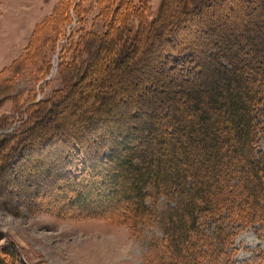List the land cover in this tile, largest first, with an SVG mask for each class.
Masks as SVG:
<instances>
[{"label":"rangeland","instance_id":"obj_1","mask_svg":"<svg viewBox=\"0 0 264 264\" xmlns=\"http://www.w3.org/2000/svg\"><path fill=\"white\" fill-rule=\"evenodd\" d=\"M242 1L247 6H260V9L249 12L252 6L243 8L246 14L240 15V18L257 16L259 10L262 20L255 19L259 21L257 29L250 27L247 30H235L234 35L237 39L245 36L254 38L259 48L249 49L241 42L233 45L222 37L230 31L227 26H232L237 16L219 18V21L213 23L207 17L206 24H194L197 34L194 30L190 33L185 29V32L166 38L169 48L155 51L153 63L147 65V60L143 57L131 69L122 64L103 69L99 64L92 65L101 52V49L96 52L95 48L101 46H95L96 41L90 40L91 44L88 42L83 53L82 48L89 37H80L83 33L80 26L83 24L86 30L94 28L99 32L103 31L106 22L99 16L96 17L98 0H0L1 243L14 244L26 264H161L164 261L160 252V259H157L158 250L153 244L155 238L163 235L161 223L132 228L129 224L116 223L114 220L82 216L79 214L80 210L68 206L70 201L67 195L59 197V194L71 191L66 183L76 179L91 159L104 158L110 153L107 150L109 145L102 148L94 140L97 137L96 130L85 132L80 129L87 135L89 133L90 138L83 133L78 136L80 127H69L64 122L78 116L86 106L113 87L124 92L122 96L131 92L139 93L140 97H144V102L148 103L147 109L157 107L162 102L171 103L179 122L199 120L202 115L206 116V120L214 121L213 116H221L219 111L224 108L223 104L229 95H241L245 91L244 87L251 92L254 83L246 82V86L242 84L239 86L240 90H235L234 83L231 82L230 92L226 91L223 97H212V101H207V97L213 94V82L209 78L203 83L198 82V94L203 99L198 102V97L186 84L185 76L171 73L170 68L177 64V61L169 59V54L175 50L171 45L179 44L180 38H183L182 42L186 37L192 39L194 35L198 36V32L201 37H209L211 32L214 36H219L216 47L230 55L237 68H244L252 73L264 70V0ZM163 2L167 3L165 7ZM188 5L192 6L191 0H188ZM168 6H175L173 0H151L147 16L130 18L134 29L132 35L139 29V34L146 37L151 32L148 29L153 30L151 22L154 26L158 25L160 14ZM67 7L66 15L62 11ZM206 29L207 32H203ZM152 36L157 39V35ZM123 37L126 35L123 34ZM185 43L188 44L187 41ZM196 54L200 57L201 49ZM257 57L263 58L260 68L246 66L247 62L253 64ZM205 59L207 60V56L200 57L204 65L207 63ZM180 63L178 61L179 68L193 65L190 61ZM162 70L166 73H162ZM102 74H107L108 82L102 83ZM218 75L219 73L215 74L213 78L218 79ZM202 78L203 76L201 80ZM149 83L157 86V90L149 89ZM225 85L227 87L228 82ZM180 89L189 93V101ZM147 95H151V98L145 97ZM247 96L249 95H245ZM182 99L188 102V110L183 107ZM44 106L54 107V110L43 116L38 115L37 112ZM237 112L240 113L241 110ZM30 114L41 116V122H34L35 119ZM220 122L224 126L230 125L223 119ZM58 124L59 127L63 125L62 130L70 128L68 137H50V131ZM75 124L79 126V123ZM244 127V124L240 126ZM198 136H201L200 133ZM202 136L205 140H210L213 133L209 131V135L202 133ZM229 146L232 163L217 164L214 171H210L207 183L202 186L203 190H213V201L223 203L229 198L242 201L258 181L255 174L248 176L245 189L239 196L234 190L225 188L218 194L214 181L227 180L238 167L236 159L248 153L247 147L237 139H233ZM260 149H264L263 142ZM203 159V156L197 158L193 171H198V164ZM262 205L263 203L254 205L253 210L258 212ZM167 206L168 202L164 198L158 201L160 213ZM235 249L232 264H264V231L261 225L254 224L240 231L234 244L227 250Z\"/></svg>","mask_w":264,"mask_h":264},{"label":"trees","instance_id":"obj_2","mask_svg":"<svg viewBox=\"0 0 264 264\" xmlns=\"http://www.w3.org/2000/svg\"><path fill=\"white\" fill-rule=\"evenodd\" d=\"M97 3L99 9L96 17L106 22L103 31L94 28L86 30L83 24L80 26L83 29L80 37H89L82 48L83 53L88 42L91 44L90 40L96 41L95 46H101L95 48L96 52H100V49L101 52L92 65L99 64L103 69L121 64L131 69L143 57L149 65L153 63L155 51L169 48L166 38L185 32V29L192 33V30L195 31L194 24L205 23L207 17L213 23L219 18L237 16L233 25L227 26L230 31L222 37L233 45L241 42L249 49L259 48L254 38L245 36L237 39L234 35L235 30L257 29V20H262L259 10L257 16L240 18V15L246 14L243 8L252 6L249 12L260 9V6L252 4L247 6L242 0H191L192 6L188 5V0H173L175 6H168L165 10L167 3L163 2L160 23L154 26L151 22L153 30L148 29L152 33L149 32L146 37L139 34V29L132 35L134 29L130 18L147 16L151 0H98ZM64 11L62 13L66 14L68 7ZM203 32H207V29ZM152 34L157 35V39H153ZM199 35L198 32V36L194 35L192 39L186 37L184 42L180 38L179 44L171 45L175 50L169 54V59L177 61L176 66L170 68L171 73L185 76V82L198 97V102L203 101L198 94V82L203 83L209 78L213 82V94L207 97V101H212V97H223L226 91L230 92L231 82L235 90H240L242 84L246 86V82L254 83L251 92L244 87L241 95H229L224 108L219 111L221 116H213L214 121L206 120V116L202 115L199 120H181V124L173 113L171 103L162 102L157 107L147 109L148 103L139 93L122 96L124 92L113 87L86 106L78 116L64 122L69 127H80L78 136L83 133L90 138L89 133L87 135L83 131L96 130L94 140L98 141L99 147L109 145L107 150L110 153L104 158L91 159L76 179L66 183L71 191H65L59 197L67 195L70 201L68 206L80 210L82 216L114 220L129 224L132 228L161 223L163 235L153 241L154 248L158 250L157 259H160V252L164 260L161 264H232L236 249H227L234 244L239 232L254 224H260L264 231V149H260L261 143H264V70L253 74L244 68H237L235 60L216 47L218 35L214 36L211 32L210 38ZM200 49V57L207 56L206 65L196 54ZM163 60L166 61V58ZM178 61L180 64L190 61L193 65L179 68ZM262 61L263 58L257 57L253 64L247 62L246 66L260 68ZM162 73L166 72L162 70ZM217 73L218 79L213 78ZM108 79L107 74H102V83L108 82ZM227 82L226 87L224 84ZM151 88L157 90V86L149 83ZM180 92L184 93V90L180 89ZM189 96V93L186 94L187 101ZM145 97L150 99L151 95ZM187 101L181 100L188 110ZM53 110L54 107L44 106L37 114L43 116ZM37 116L31 118L35 119L34 122H41V116ZM220 119L228 122L232 128L222 125ZM75 123H79V126ZM59 124L50 131V137L61 135L66 138L71 133L69 127L62 130L63 125L59 127ZM243 124L245 127L240 128ZM209 131L213 137L205 140L202 133L209 135ZM233 139L243 142L248 153L236 159L238 167L227 180L214 181L218 194L225 188L234 190L239 196L245 189L248 176L255 174L258 181L242 201L237 198H229L224 203L213 201V190H203L202 186L207 183L210 171H214L217 164L232 163L229 145ZM200 156L204 159L198 164V171H193ZM161 198L167 200L168 206L160 213L158 201ZM260 203H263L261 210L255 212L254 205ZM2 239L0 235V264H26L16 246L11 242L1 243Z\"/></svg>","mask_w":264,"mask_h":264}]
</instances>
